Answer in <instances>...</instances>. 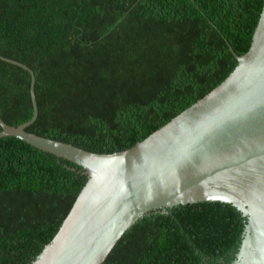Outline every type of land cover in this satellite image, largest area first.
Wrapping results in <instances>:
<instances>
[{"label": "trees", "instance_id": "1", "mask_svg": "<svg viewBox=\"0 0 264 264\" xmlns=\"http://www.w3.org/2000/svg\"><path fill=\"white\" fill-rule=\"evenodd\" d=\"M264 0H0V56L35 77L26 131L98 154L126 150L218 86L249 49ZM228 44V45H227ZM30 76L0 60V118L32 115ZM1 131V128H0ZM87 177L0 138V264H32ZM246 218L203 202L151 212L103 264H231Z\"/></svg>", "mask_w": 264, "mask_h": 264}, {"label": "water", "instance_id": "2", "mask_svg": "<svg viewBox=\"0 0 264 264\" xmlns=\"http://www.w3.org/2000/svg\"><path fill=\"white\" fill-rule=\"evenodd\" d=\"M228 45V44H227ZM208 94L132 147L98 154L26 131L0 118V138L71 162L87 180L68 214L32 264H103L139 219L151 212L203 202L231 204L246 218L231 264H264V4L246 53Z\"/></svg>", "mask_w": 264, "mask_h": 264}]
</instances>
